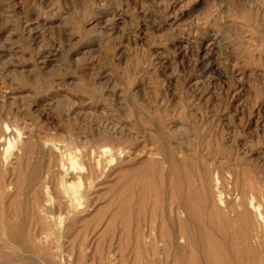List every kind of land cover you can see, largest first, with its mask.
<instances>
[{
	"label": "rangeland",
	"instance_id": "1",
	"mask_svg": "<svg viewBox=\"0 0 264 264\" xmlns=\"http://www.w3.org/2000/svg\"><path fill=\"white\" fill-rule=\"evenodd\" d=\"M5 123L17 143L8 163L0 147V264L133 261L116 235L126 245L154 236L174 203L156 200V175L149 205L139 204L142 189L127 194L124 229L109 221L112 189L165 148L197 195L209 170L227 185L244 172L264 196V0H0ZM103 146L120 161L107 163Z\"/></svg>",
	"mask_w": 264,
	"mask_h": 264
},
{
	"label": "bare ground",
	"instance_id": "2",
	"mask_svg": "<svg viewBox=\"0 0 264 264\" xmlns=\"http://www.w3.org/2000/svg\"><path fill=\"white\" fill-rule=\"evenodd\" d=\"M13 128H15V127H10L6 123L4 125V129L0 128V147L2 146V151H1L2 153L1 152L0 153L3 155L4 163H8L9 158H11L10 156L12 154V152H11L12 148L11 147H14V145L17 143L15 140L16 138L13 139L14 133L16 131ZM17 134L18 133H16L15 135H17ZM12 135H13V137H11ZM17 136L19 137L20 135H17ZM21 136H23V135H21ZM20 138H22V137H20ZM48 144H51V143H48ZM18 151H19V149H18ZM99 152H101V155H104L105 157L108 158L106 160L107 163L114 164V163H117L120 161L121 154L113 151L110 146L101 147ZM156 153H158V152H156ZM161 154H162V157L157 159V160L148 158V159L142 161L141 166H139L136 170H131L128 173L129 175H128L127 183L119 185V180H120L119 179L118 183L115 182L116 187L114 186L113 187L114 189H112V190H116V191H115V195L112 196L111 204L117 203L116 204L117 206L113 210L112 216H111L109 221L112 223L113 222H115V223L121 222L124 229H126L127 208H128V206L129 207L132 206V204L131 205L128 204L127 200H129V198H127V194L132 189H135L136 187H138L140 190L142 189V191L144 193V197H145V198H143V200L139 201V204L142 203V205H149V201H147V199L150 198L149 196H151V193L153 191L152 188L154 187V178L156 175L163 177L162 178V184L159 188V191H157L158 196H156V198H157L156 200L162 204L165 201V197L168 195L170 202H171V198H172V204L174 203V205L172 207H170V209L168 211V215L166 213H163V214H161L162 219H155L156 221L157 220H159V221L161 220V221H160V224L158 223L159 224L158 226L156 225L157 226V232L155 231L156 233L154 234V236L151 234V232L149 231V228H148L149 232L147 234H142L144 236L141 238L138 237L140 235L135 236L133 239L131 238L132 241L130 240V242L126 245L125 239H123V235H124L123 230L121 232H119V234L116 235L118 237V239L120 240V242H122L124 240V246H126V247L131 246L130 248H132V251H133L132 253H134L133 261H131L132 257H131L130 262H128L124 258L123 264H161L162 260L159 257L160 253H166V256L169 258V263L166 262L167 260L164 263H167V264H264V196L261 199L257 198L255 196L254 192L251 190V188L247 187L246 182H243V179L246 177L245 173L241 172L242 173V175H241L242 179L237 172H233V173L228 174V176L231 177L230 179L233 182L230 181L231 185H229V184L227 185L222 180V178L220 177L218 172H216V171L210 172L209 170H204L202 172L203 175H201V178L199 180V183H200V186H199L200 190L199 191H201V193H202V196H200V195H197L195 193V190L192 188V186L189 183H187V184L183 183V181H182V170L180 169L178 162L175 160V149L171 148V147H169V149L165 148V149L161 150ZM73 155L70 156L71 159H70L69 164L71 165V169H76L75 167L77 165V160L75 159V157ZM1 158H2V156H1ZM79 165L80 164H78L77 167L81 168V165L80 166ZM11 166L13 167V165H11ZM68 169H69V167H68ZM68 172H66V174H68ZM73 172H74V170H73ZM75 172H76V170H75ZM68 176L69 175H67V177ZM126 176H127V174H125V177ZM70 183H69V185L72 184V183L71 184ZM61 187H63V184ZM185 187H186V191H184V193H183V188L185 189ZM67 189H69V188H67ZM153 189H155V188H153ZM118 190L120 192L126 190V192H125L126 194L121 195L118 192ZM73 191H74V189H73ZM155 191H156V189H155ZM65 193H67V191L64 192V194ZM75 193L76 192H74V194H72V197L76 195ZM68 194H70V193H67V196H68ZM132 195L133 194H131V197H130L131 199H132ZM133 196H135V194ZM70 197H71V195H70ZM119 197H122L120 202H119ZM114 207H115V205H114ZM155 207H158V206H155ZM162 207L165 208V205L164 206L162 205ZM132 208H131V210H132ZM146 210H147V207H146ZM152 210L154 211V209H152ZM62 214H64V213H62ZM133 215H134V213H133ZM128 217L130 218V216H128ZM59 219H61V218L59 217ZM68 219H69V217H68ZM159 221H157V222H159ZM63 223H65V222H63ZM10 226H11V224H10ZM115 226H116V224H115ZM127 226L129 228V225H127ZM64 227H66V226H64ZM64 227H63V229H64ZM10 228H7V230H9ZM115 228H117V227H115ZM154 228H155V225H154ZM17 229H18V227H16L14 229L15 232L17 231ZM59 229H57V230L59 231ZM63 229H62V231H63ZM106 229L109 230V228H107V227H106ZM57 230H56V232H58ZM22 231H23V229H22ZM12 232H14V231H12ZM153 232H154V230H153ZM127 233H128V231H127ZM5 234L7 235V233H5ZM22 234H24V232H22ZM22 234H21V237H22ZM15 235H17V234H15ZM127 235L128 234H126V236ZM131 235H133V233ZM163 235H166V236H163ZM10 236L11 235H9V238H10ZM49 237H50V235H49ZM7 238H8V236H7ZM19 238L16 240L19 241L20 239H22V238H20V239ZM27 238H29V236H27ZM27 238H25V239L27 240ZM13 241L15 242V240H13ZM28 241L30 242L31 240H28ZM49 241H50V239H49ZM38 242H39V240H38ZM8 243H11V242H8ZM33 245L35 246V244H33ZM9 246H10V244H9ZM16 246H18V245H16ZM27 246L28 245H26V247ZM39 246H41V245L39 244ZM11 247H12V245H11ZM29 248H28V250H30ZM19 249H21L20 251H22V248H19ZM119 249L121 250V248H119ZM125 249H127V248H125ZM25 250L27 251V248ZM167 250L169 252H167ZM17 251H19V250H17ZM30 251L33 252L32 250H30ZM129 251H131V250H129ZM3 252H5V251L3 250ZM113 252H115V251H113ZM24 253L22 252V254H24ZM116 253H117V251H116ZM7 254L9 255V253H7ZM37 254L38 253H36V255ZM111 255H113V254H111ZM120 255H121V251H120ZM60 256H61V254H60ZM105 256L103 257V260L100 259L101 261H103L102 264H105L106 259L108 258V257L106 258ZM123 256H121V258ZM160 256H162V255H160ZM39 257H40V255H39ZM54 257L57 258V256H54ZM41 258H42V256H41ZM49 258H50V256H49ZM114 259L115 258H113V256H112V258L109 261H113ZM13 260H14V258H13ZM13 260L11 259V261H13ZM59 260H61V259H59ZM16 261H14V262H16ZM19 261L21 263V260H19ZM41 261H42V259H41ZM43 261H44V259H43ZM116 261H117V258H116ZM44 262H42V264H44ZM50 262H51V259H50ZM64 262H65V260H64ZM114 263H118V262L114 261ZM60 264H62V263H60Z\"/></svg>",
	"mask_w": 264,
	"mask_h": 264
}]
</instances>
